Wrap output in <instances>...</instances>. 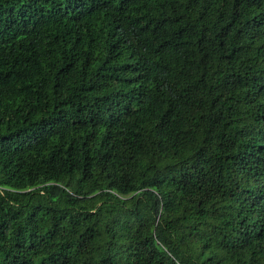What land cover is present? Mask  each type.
<instances>
[{
  "label": "trees",
  "instance_id": "obj_1",
  "mask_svg": "<svg viewBox=\"0 0 264 264\" xmlns=\"http://www.w3.org/2000/svg\"><path fill=\"white\" fill-rule=\"evenodd\" d=\"M0 264H264V0H0Z\"/></svg>",
  "mask_w": 264,
  "mask_h": 264
}]
</instances>
